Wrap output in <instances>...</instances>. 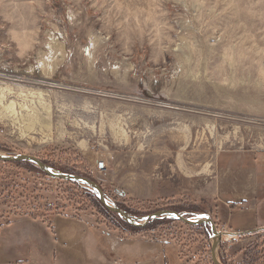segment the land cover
I'll return each instance as SVG.
<instances>
[{
  "label": "rangeland",
  "instance_id": "374dc122",
  "mask_svg": "<svg viewBox=\"0 0 264 264\" xmlns=\"http://www.w3.org/2000/svg\"><path fill=\"white\" fill-rule=\"evenodd\" d=\"M11 153L93 179L134 216L174 205L215 222L224 200L200 192L220 162L264 155V0H0V154ZM58 211L140 233L162 263L213 264L208 226L135 231L86 185L0 160V224ZM228 234L222 264H264L263 235L247 259L255 239Z\"/></svg>",
  "mask_w": 264,
  "mask_h": 264
},
{
  "label": "crops",
  "instance_id": "0c3cea01",
  "mask_svg": "<svg viewBox=\"0 0 264 264\" xmlns=\"http://www.w3.org/2000/svg\"><path fill=\"white\" fill-rule=\"evenodd\" d=\"M250 157L242 153L236 159L222 158L209 190L200 192L224 200L214 220L240 243L264 236V155L255 161ZM238 201L242 203L232 204ZM161 249L140 233L126 235L94 218L64 211L50 219L14 215L0 224V264H171L162 263Z\"/></svg>",
  "mask_w": 264,
  "mask_h": 264
},
{
  "label": "water",
  "instance_id": "95a60500",
  "mask_svg": "<svg viewBox=\"0 0 264 264\" xmlns=\"http://www.w3.org/2000/svg\"><path fill=\"white\" fill-rule=\"evenodd\" d=\"M0 160L6 162H17V161H29L33 162L37 165L44 174L58 179H63L67 181L77 182L82 185H86L88 188L94 190L97 193L98 199L101 204L109 211L117 213L126 223L134 227H141L144 224H147L151 220L157 218H172L178 221H182L187 225H203L208 224L210 227V237H211V260L213 264H222L218 260V246L222 241V235L226 234V231H221L217 229L216 223L207 215H200L197 217H186L182 213L172 210V209H161L158 211H154L150 214H147L143 217L134 216L125 210L121 209L120 207L111 204L106 197L104 196V192L100 185L96 183L93 179H90L83 175L72 174V173H65V172H58L55 171L53 168L48 166L42 160H40L37 156L32 154H0Z\"/></svg>",
  "mask_w": 264,
  "mask_h": 264
},
{
  "label": "trees",
  "instance_id": "16d2710c",
  "mask_svg": "<svg viewBox=\"0 0 264 264\" xmlns=\"http://www.w3.org/2000/svg\"><path fill=\"white\" fill-rule=\"evenodd\" d=\"M62 172H67V171H62ZM71 183H73V184L78 186L77 182H72L71 181ZM117 206L120 207L121 209H125L124 206H122L121 204H117ZM169 207H170V209L177 210L180 213L186 212V211H184V210H182V209H180V208H178V207H176L174 205H170ZM107 212H108V214H116V213L111 212L109 210H107ZM173 220L174 219H169V218H157V219H154V222L153 221H150V222L154 224V227H156V226L164 225L167 222L173 221ZM124 224L127 227H129L130 229L135 230V231H142L143 230L142 228L130 226V225L126 224V223H124ZM198 226L202 227L203 225H198ZM260 237L261 236H257L255 238H253V239H255V241L249 243L244 249H242V251H243L242 253H243L245 258L250 259V256L257 257V258L260 257L261 252H260V249H259L260 247L258 245V240L260 239ZM222 243L223 242H220V245L223 246ZM251 264H257V263L256 262H252Z\"/></svg>",
  "mask_w": 264,
  "mask_h": 264
},
{
  "label": "built area",
  "instance_id": "2783aa9c",
  "mask_svg": "<svg viewBox=\"0 0 264 264\" xmlns=\"http://www.w3.org/2000/svg\"><path fill=\"white\" fill-rule=\"evenodd\" d=\"M97 165H98V169L99 170H105L106 169V164H105V162H101V161H99L98 163H97ZM242 202L241 201H238V202H234V203H232L234 206H238V205H240ZM221 231H224V230H221Z\"/></svg>",
  "mask_w": 264,
  "mask_h": 264
},
{
  "label": "flooded vegetation",
  "instance_id": "af4514ba",
  "mask_svg": "<svg viewBox=\"0 0 264 264\" xmlns=\"http://www.w3.org/2000/svg\"><path fill=\"white\" fill-rule=\"evenodd\" d=\"M203 226H205L206 228H207V226L209 227V225L208 224H203ZM209 230H210V227H209ZM210 232V231H209Z\"/></svg>",
  "mask_w": 264,
  "mask_h": 264
},
{
  "label": "bare ground",
  "instance_id": "6f19581e",
  "mask_svg": "<svg viewBox=\"0 0 264 264\" xmlns=\"http://www.w3.org/2000/svg\"><path fill=\"white\" fill-rule=\"evenodd\" d=\"M224 235V234H223ZM225 236V235H224Z\"/></svg>",
  "mask_w": 264,
  "mask_h": 264
}]
</instances>
